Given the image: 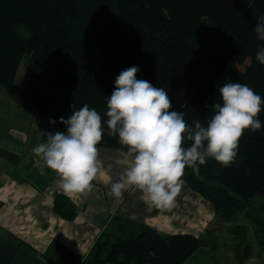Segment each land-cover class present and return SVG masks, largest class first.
Returning a JSON list of instances; mask_svg holds the SVG:
<instances>
[{"label": "trees", "instance_id": "trees-1", "mask_svg": "<svg viewBox=\"0 0 264 264\" xmlns=\"http://www.w3.org/2000/svg\"><path fill=\"white\" fill-rule=\"evenodd\" d=\"M262 15L264 0H0V83L66 129L60 117L67 119L84 104L106 120L116 77L137 66V79L163 87L189 126L196 120L206 124L212 104L220 101L219 88L228 82L246 84L264 98V65L256 59L264 41L254 31ZM18 26L29 35L22 36ZM259 119L262 128L244 132L232 164L209 158L199 175L186 168L183 181L223 221L244 211L264 248V202L253 201L264 196V110ZM99 145L125 148L107 130ZM54 211L69 220L78 214L63 192L54 198ZM233 231L245 234L242 224ZM207 244L194 233H162L118 216L83 262L183 264Z\"/></svg>", "mask_w": 264, "mask_h": 264}, {"label": "clouds", "instance_id": "clouds-1", "mask_svg": "<svg viewBox=\"0 0 264 264\" xmlns=\"http://www.w3.org/2000/svg\"><path fill=\"white\" fill-rule=\"evenodd\" d=\"M254 31L264 41V15ZM256 59L264 65V48L257 51ZM138 72L137 66H131L116 77L107 97L106 120L84 104L67 119L60 117L66 131H40L44 142L32 151L37 162L42 161V169L55 173L68 197L88 194L100 179L109 181L98 149L105 125L108 135L118 138L130 157L123 175L110 183V194L122 203L126 191L138 190L149 207L161 210L174 207L186 168L199 175V166L209 158L228 167L235 161L244 132L262 128L259 114L264 98L246 84H224L207 123L196 120L189 126L184 112L173 110L167 91L137 79ZM49 123L56 121L50 118Z\"/></svg>", "mask_w": 264, "mask_h": 264}, {"label": "crops", "instance_id": "crops-1", "mask_svg": "<svg viewBox=\"0 0 264 264\" xmlns=\"http://www.w3.org/2000/svg\"><path fill=\"white\" fill-rule=\"evenodd\" d=\"M7 95L0 88V264H84L99 234L118 216L144 222L162 233L190 232L201 237L206 233L209 244L200 246L183 264H227L216 261V251L234 256L232 246H224L222 237L211 229L220 219L212 204L185 181L170 209L149 207L138 190L126 191L123 202H118L110 194V183L128 166L126 148L98 145L102 171L109 181H95L91 192L71 197L78 210L74 219L57 214L54 198L62 192L58 178L50 169L41 168L42 161L37 162L32 149L44 142L41 130L66 129ZM208 236H214V245ZM259 247L261 253H256L253 244L246 245L252 249L246 255L251 261L264 260V248ZM235 253L242 261L244 254Z\"/></svg>", "mask_w": 264, "mask_h": 264}, {"label": "rangeland", "instance_id": "rangeland-1", "mask_svg": "<svg viewBox=\"0 0 264 264\" xmlns=\"http://www.w3.org/2000/svg\"><path fill=\"white\" fill-rule=\"evenodd\" d=\"M18 31L24 37H27L30 33L28 28L23 27V26H18ZM27 59H28V55H25L23 60H22L21 65L19 67L18 73L16 75L17 80L19 78H21L23 75V72H24V69H25V66L27 63ZM248 61H249V59L246 62H248ZM240 67L244 68V64L240 65ZM0 88H1V90H4L6 92V94H8L9 96H12L13 98H16L18 100H22L20 97L15 96L14 93L12 94L8 89H6L1 84H0ZM105 130H107L106 125H105ZM253 201L255 204L260 203V202H264V196H258L257 195L253 198ZM236 224H242L243 228L245 229V234L243 236H237L234 233L233 228ZM213 227H215V228H211V229H213V232L215 234H217L218 237L219 236L222 237V241H224V243H222V244L224 246H226V245L232 246L230 249L234 253V256L232 258H230L231 253L225 254L224 252H222V254H221L219 251H216V253L214 255V258L217 259L216 261H223L224 260V261H226L227 264H262L264 262L262 257H259V258L256 257L257 258L256 261H251L249 258L250 256H246L247 254H250L252 252V249L246 248V245L253 244L255 246L256 253L257 252L261 253V251H260V247H259L260 244L257 242L255 235H254V232H253L254 225L251 223V221L246 216L244 211H240L238 213V215L236 216V218L230 222L223 221L221 218L217 219L216 223L214 224ZM210 232H212V231L210 230ZM204 236H206V233L203 235V237ZM208 238L210 239V243L212 245H214L215 244L214 243L215 242L214 236H208ZM240 248H241V250H240ZM235 251L236 252L239 251V252L244 254L242 261L239 260V258H242V256L238 255L239 256L238 257L237 253H235Z\"/></svg>", "mask_w": 264, "mask_h": 264}]
</instances>
